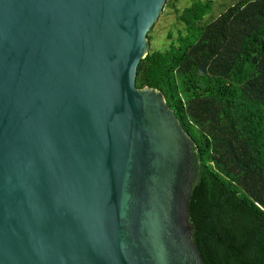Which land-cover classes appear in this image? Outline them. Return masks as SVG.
Masks as SVG:
<instances>
[{"label":"water","instance_id":"1","mask_svg":"<svg viewBox=\"0 0 264 264\" xmlns=\"http://www.w3.org/2000/svg\"><path fill=\"white\" fill-rule=\"evenodd\" d=\"M164 0H0V264H203L191 136L135 85Z\"/></svg>","mask_w":264,"mask_h":264},{"label":"trees","instance_id":"2","mask_svg":"<svg viewBox=\"0 0 264 264\" xmlns=\"http://www.w3.org/2000/svg\"><path fill=\"white\" fill-rule=\"evenodd\" d=\"M175 1L164 5L182 27L139 59L135 85L158 88L193 141L188 217L203 264H264V0L203 21L210 0Z\"/></svg>","mask_w":264,"mask_h":264},{"label":"rangeland","instance_id":"3","mask_svg":"<svg viewBox=\"0 0 264 264\" xmlns=\"http://www.w3.org/2000/svg\"><path fill=\"white\" fill-rule=\"evenodd\" d=\"M211 7L208 12H206L203 20H208L216 16L227 4L233 2L234 0H210ZM191 0H176L175 6L181 7L190 3ZM182 25L175 17L173 8L170 6H165L162 4V8L158 13L156 19L151 24L147 33H149L150 38L148 39L149 49H163L168 45V42L175 38L177 29L181 28Z\"/></svg>","mask_w":264,"mask_h":264}]
</instances>
